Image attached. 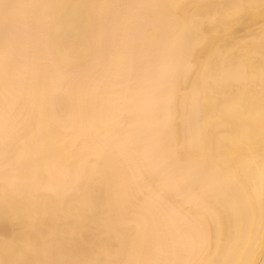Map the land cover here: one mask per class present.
Returning a JSON list of instances; mask_svg holds the SVG:
<instances>
[{"label": "bare ground", "instance_id": "bare-ground-1", "mask_svg": "<svg viewBox=\"0 0 264 264\" xmlns=\"http://www.w3.org/2000/svg\"><path fill=\"white\" fill-rule=\"evenodd\" d=\"M0 264H264V0H0Z\"/></svg>", "mask_w": 264, "mask_h": 264}]
</instances>
